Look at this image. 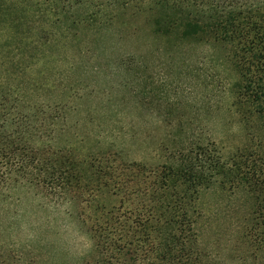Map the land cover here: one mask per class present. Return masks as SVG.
<instances>
[{"label": "rangeland", "instance_id": "1", "mask_svg": "<svg viewBox=\"0 0 264 264\" xmlns=\"http://www.w3.org/2000/svg\"><path fill=\"white\" fill-rule=\"evenodd\" d=\"M106 15L113 17L106 27L58 30L47 46L41 30L53 27L40 21L25 40L36 47L0 33V88L16 87L22 101L49 106L46 117L61 110L52 148L81 158L119 152L155 167L165 163L167 145L213 143L226 159L249 144L252 123L231 107L237 78L225 48L159 40L150 34V15L133 8ZM253 209L243 186L218 179L199 189V249L218 264H264V252L249 243L259 223ZM79 213L88 209L40 188H9L0 195V264H79L92 244Z\"/></svg>", "mask_w": 264, "mask_h": 264}, {"label": "trees", "instance_id": "2", "mask_svg": "<svg viewBox=\"0 0 264 264\" xmlns=\"http://www.w3.org/2000/svg\"><path fill=\"white\" fill-rule=\"evenodd\" d=\"M128 8L148 13L151 36L171 45L225 48L237 78L231 107L252 123L249 144L226 159L213 143L167 145L165 163L155 167L126 161L119 152L81 158L49 144L61 110L46 117L49 106L22 101L18 88L9 86L0 88V195L27 185L88 209L78 218L92 244L79 264H218L199 249L194 202L199 189L220 179L252 194L259 223L249 243L262 254L264 0H0V33L32 48L27 33L40 21L53 27L41 30L47 46L55 42L47 35L95 23L106 27L113 22L108 11ZM76 9L84 11L74 15Z\"/></svg>", "mask_w": 264, "mask_h": 264}]
</instances>
